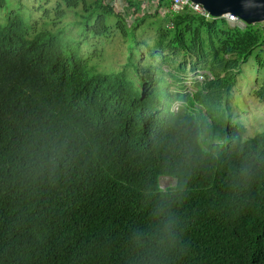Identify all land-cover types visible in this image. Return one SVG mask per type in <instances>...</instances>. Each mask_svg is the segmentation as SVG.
Masks as SVG:
<instances>
[{
    "label": "trees",
    "instance_id": "16d2710c",
    "mask_svg": "<svg viewBox=\"0 0 264 264\" xmlns=\"http://www.w3.org/2000/svg\"><path fill=\"white\" fill-rule=\"evenodd\" d=\"M64 7L98 37L115 19L136 47L107 75L102 44L69 46L17 12L0 25V264H264V133L248 139L234 112L250 57L264 77V26ZM250 95L264 103V79Z\"/></svg>",
    "mask_w": 264,
    "mask_h": 264
},
{
    "label": "rangeland",
    "instance_id": "374dc122",
    "mask_svg": "<svg viewBox=\"0 0 264 264\" xmlns=\"http://www.w3.org/2000/svg\"><path fill=\"white\" fill-rule=\"evenodd\" d=\"M6 1L7 7H0V25L7 24L9 16L13 12H17L24 16L28 28H34L38 33L52 31L54 34L59 35V37L62 38L69 46L76 47L90 45L96 55H99L102 52V49L105 48L107 52L106 57H108L106 61L98 65V70L100 71L98 73L111 75L116 73L115 70L111 69H123L124 64L126 63V58L129 56L128 52L131 48L136 47L135 38L132 35H129L128 38L123 36L118 28H116L117 21H115V19L109 20V26L111 29L109 36L98 37L94 32H89L87 25L88 14L85 12L83 7L78 11H70L64 7V11L67 13V15L64 16L61 15V11L59 10L60 0ZM72 13L78 18L76 23L78 25L77 28L79 36L76 39L66 38V34L68 33L72 35V30L75 29L74 27L70 28L69 21L72 18V16H70ZM38 26L39 28H37ZM91 26L95 27V22ZM230 26L233 27L232 25ZM140 36L141 31L138 32V38H140ZM148 39L150 41V38ZM127 40L129 41L128 48ZM101 44L104 48L101 47ZM84 54L85 57L90 55L87 54V52H84ZM106 69H110L111 71ZM131 71L132 75L125 72L118 73L128 75L129 80L133 82L137 88H139L140 80L136 76L135 72L133 70ZM88 72L90 74L93 73L89 69ZM258 79L262 80L264 77L259 75L256 57L254 55L250 57L248 62L242 66V71L238 75V86L234 91V112H236V119L240 124L246 127V137L248 139L264 133V103H261L250 95V91ZM175 185L176 181L173 179L163 178L161 180V186L164 190L174 187Z\"/></svg>",
    "mask_w": 264,
    "mask_h": 264
},
{
    "label": "built area",
    "instance_id": "2783aa9c",
    "mask_svg": "<svg viewBox=\"0 0 264 264\" xmlns=\"http://www.w3.org/2000/svg\"><path fill=\"white\" fill-rule=\"evenodd\" d=\"M104 1L114 9L115 13L122 14L129 25L138 21L142 16L156 14L160 18H172L176 15L184 13L198 14L206 19L213 18L202 5L195 4L191 2V0H169V5L164 4L163 0H141L142 5L139 4V6L134 4L136 0H133L132 4L128 0ZM149 4L153 6V9L150 8ZM139 7L142 9V13L138 12ZM223 19L227 20V22H229V24L233 27L245 28L246 26L240 19L230 15L224 17ZM262 25L264 26V24ZM171 27H173L172 24H169V28ZM202 75H204V73H200V76L198 77L199 80H203Z\"/></svg>",
    "mask_w": 264,
    "mask_h": 264
},
{
    "label": "water",
    "instance_id": "95a60500",
    "mask_svg": "<svg viewBox=\"0 0 264 264\" xmlns=\"http://www.w3.org/2000/svg\"><path fill=\"white\" fill-rule=\"evenodd\" d=\"M200 4L214 18L230 15L247 26L264 24V0H191Z\"/></svg>",
    "mask_w": 264,
    "mask_h": 264
},
{
    "label": "crops",
    "instance_id": "0c3cea01",
    "mask_svg": "<svg viewBox=\"0 0 264 264\" xmlns=\"http://www.w3.org/2000/svg\"><path fill=\"white\" fill-rule=\"evenodd\" d=\"M134 4H137V5L139 6V4L142 5V2H141V0H136V2H134ZM149 6H150L151 9H153V6H151V4H149ZM138 12H141V13H142V9H141V7L138 8ZM142 15H143V14H142ZM142 15H141V16H142ZM142 17H143V16H142Z\"/></svg>",
    "mask_w": 264,
    "mask_h": 264
}]
</instances>
